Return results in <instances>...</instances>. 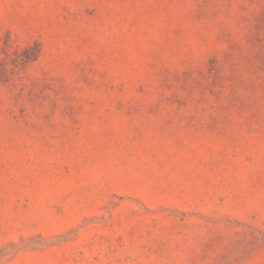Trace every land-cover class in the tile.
Masks as SVG:
<instances>
[{
	"label": "rangeland",
	"instance_id": "rangeland-1",
	"mask_svg": "<svg viewBox=\"0 0 264 264\" xmlns=\"http://www.w3.org/2000/svg\"><path fill=\"white\" fill-rule=\"evenodd\" d=\"M0 264H264V0H0Z\"/></svg>",
	"mask_w": 264,
	"mask_h": 264
}]
</instances>
